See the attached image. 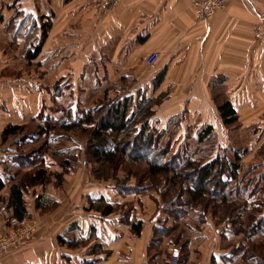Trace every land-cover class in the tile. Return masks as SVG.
Instances as JSON below:
<instances>
[{
  "label": "crops",
  "instance_id": "1",
  "mask_svg": "<svg viewBox=\"0 0 264 264\" xmlns=\"http://www.w3.org/2000/svg\"><path fill=\"white\" fill-rule=\"evenodd\" d=\"M42 1L47 6L37 4L36 0H20L15 7L36 17L40 15L39 9H47V15L54 13L47 40L38 57L31 61L37 68L32 69L31 74L45 73V80L37 76H32V80L17 76L15 72L24 73L23 66L14 64L5 54V47L0 46V176L7 180L15 178L11 170L24 168L25 163L9 159L16 146L4 145L9 141L2 139L5 128L9 124L23 125L27 111L34 113L32 119H36L44 105L60 102L67 92L70 104V93L85 89L84 84L88 82L97 90L108 83L118 86L123 81H133L139 89L145 86L152 89L153 74L166 70L161 89L173 85L174 89L193 90L191 82H198L204 94L202 99L208 103L211 94L207 93L206 97L202 92L220 75L247 74L253 69L264 78V0H229L209 22L196 18L191 0H119L116 7L103 12L97 10L93 0ZM13 16L6 8L4 20L0 18V36L3 34L24 49L25 39L16 38L7 27ZM151 53L160 54L163 63L155 72L146 64ZM61 80L63 95L55 101L48 88ZM247 90V83L241 82L240 75L239 90L232 92V101L246 102ZM193 92L186 94L184 101L203 104ZM33 95L38 112L31 106L29 98ZM75 98L79 99L77 95ZM60 152L68 151L61 149ZM47 160L50 169L55 160L53 157L49 160L48 156ZM9 189L7 186L0 192L5 204L10 198ZM25 195L26 191V202ZM41 195L36 192L30 205L34 207L35 199L43 204L46 197L50 198L59 204L57 212L62 217L65 215L64 223L59 224L51 217L39 218L46 222L36 220L40 226L33 240L1 254L0 264H148V247L159 215L152 217L153 226L148 228L145 218L132 212L129 221L143 222V231L137 237L131 225L123 222L122 210L103 216L91 209V204L101 198L110 204L126 203L127 197L118 193L113 182L88 187L78 194L82 200L68 206L67 197L62 199L58 194L46 192V197L41 199ZM29 209L27 214L33 217L32 208ZM12 213L6 207L0 210V230L7 229L6 218ZM188 233L198 231L192 226L186 232L190 246L192 238ZM75 239L88 243L74 249L69 243ZM161 248L160 264L169 260L167 253L170 257L180 256L181 250L168 240ZM213 256H225V253L214 252L211 258ZM191 259L189 257V261ZM218 264L224 263L218 261Z\"/></svg>",
  "mask_w": 264,
  "mask_h": 264
},
{
  "label": "trees",
  "instance_id": "2",
  "mask_svg": "<svg viewBox=\"0 0 264 264\" xmlns=\"http://www.w3.org/2000/svg\"><path fill=\"white\" fill-rule=\"evenodd\" d=\"M29 18L32 20V26H28ZM53 18V12L36 17L33 13L17 11L8 22L7 27L13 30L15 37L25 39L24 51L27 60L33 61L40 54L51 29ZM165 75L166 70L160 72L154 79L156 89L163 83ZM62 81L57 82L52 88H48L55 101L63 95ZM74 99L66 109V114H63L59 119L55 118L53 107L43 106L40 114L34 119L42 122L37 133L39 139L43 135L46 137L51 133L60 134L59 131L68 133L83 128L90 134L88 155L91 159L89 163L101 165L105 173L114 171L112 175L99 177V179L116 180L115 170L122 164L123 159L130 158L132 162L147 164L146 170L141 172V177L144 178L138 180L136 175L139 182L137 186L126 187L115 184V188L122 197L144 193L154 186L158 178L165 179L166 177H171L169 181L173 187L178 185L181 189L180 192L184 191L187 195V200L182 205L180 204V207L177 206L176 201L170 200V198L163 201V212H159L158 223L154 227L153 237L148 247V264H158V259L163 254L161 247L165 240H168L172 246L189 247L190 240L184 238L186 232L192 226L199 231L202 225L208 222L209 215H211L215 227L222 226V223L226 221L230 223L227 225L229 227L217 228L223 240L231 242L235 236L240 235L241 237L240 241L231 245L234 248L233 251H229L227 256L221 257L224 264L234 258H244L245 261L251 260L255 264H264V173H252L258 164H253L249 169L244 170L242 159L245 151L241 153L238 149L230 146L220 147L216 143H210L204 147L203 144L213 139L215 135L214 126L205 125L195 139V145L198 147L189 143L185 152L178 150L174 154V157H179L166 160L173 146V133L169 130L170 128H165V130L159 131L158 136L152 135L153 129L148 116L149 109L152 108L154 102L149 101L143 90H138L135 94L109 98V100L111 99L110 103L115 105L113 116L110 120L100 119L97 123L94 114L99 110V107L86 111L79 107L81 103L79 99ZM232 100L230 98L222 104L218 103L221 118L226 125H234L238 121L237 110ZM131 103L138 104L137 112L130 113ZM143 116L145 117L143 118ZM170 119H174V117ZM136 123L142 125L137 134L141 140L139 142L130 141L128 144L119 140L126 133L127 128L135 126ZM25 131L26 128L23 125H8L2 138L7 141L10 138L23 135ZM164 135L165 138H162ZM32 136L33 134H29L24 140L28 139L31 144L36 143L37 138L34 139ZM18 149L20 150V147ZM229 152L231 153L229 154ZM47 153L48 147L45 142L30 153L13 156L12 162L25 163L24 166L31 164V167L35 166L33 172L29 174V181L33 186L44 184L50 180V175L47 174L49 170L46 165ZM64 154L68 153L58 150L53 152V156L56 158H63ZM70 158L71 156H68L62 162V167L67 171L70 169ZM26 159L29 160L26 161ZM172 161H174V168L178 169L182 176L178 173L173 177L170 176V173L173 172ZM188 175H191L188 179L189 185L185 182L187 179H183ZM133 176L134 174H131L126 178H134ZM57 178L60 179L61 175H57ZM14 180L15 178L7 180L0 176V192L10 186V198L7 204L0 197V210L6 207V210L13 211L6 218L7 229L5 231L9 230L8 221L11 217L18 219L28 217L24 192L30 183L23 180L20 183L12 184ZM145 182H152V184H144ZM125 206H127L126 203L110 204L101 198L91 204V209L102 213L103 216H110L118 213ZM198 208L200 209L198 210ZM123 215L125 217L123 222L131 225L132 231L137 237H140L143 231V222L129 221L131 213L128 211ZM245 231L248 233L246 234ZM87 243L88 241L84 239H75L69 243V246L75 249L87 245ZM211 264H218L215 256L211 258Z\"/></svg>",
  "mask_w": 264,
  "mask_h": 264
},
{
  "label": "rangeland",
  "instance_id": "3",
  "mask_svg": "<svg viewBox=\"0 0 264 264\" xmlns=\"http://www.w3.org/2000/svg\"><path fill=\"white\" fill-rule=\"evenodd\" d=\"M19 1L20 0H0V18L2 21L4 20L3 13L5 12L6 8H8L11 16L17 13V9L15 6ZM36 3L39 5L47 6V3L42 0H36ZM47 13V9H39L40 15H47ZM28 26H32L31 18L28 19ZM1 32H3V30H1ZM0 46L2 48L5 47L3 49L5 51V54L11 61H13L14 64H20L23 66L24 73L22 71L15 72L17 76H19L20 78L25 77L26 80H32V78L37 76L40 79L43 78V80H45V73L36 72L34 75L31 74L32 69H37L34 63H31V61L25 58V51L23 48H20L19 45L17 46V44L14 42L11 43L8 38L3 36V34L0 36ZM162 66L163 63L161 61L156 66V68H153V71L155 72L160 70ZM158 75L159 73L153 74V87L152 89H148V87L145 86V91L144 89H139L138 84H135V82L133 81H123L120 82L118 86H116L115 83H108L104 85L102 90L94 89L93 86L88 82L86 85L84 84L85 89L82 88V90L80 89L77 92H71L70 97L71 99H73L77 95V98L79 97V101L81 102L79 107H82L86 111L99 107V110L97 112L95 111L96 114H94V119H96L97 123L100 119L110 120L111 116H113L115 105L110 103L111 99L109 100V98H114L116 95V91L117 95L120 97L124 96L126 93L132 94L133 92H137L138 90H143L146 97L149 98V101L154 102L152 108L149 109L150 114L148 116L150 126L153 129L152 135L154 137L158 136L159 131H163L165 130V128H170L169 130L173 133V146L170 153L167 155L166 160H171L172 158L179 157H174V154L178 150H183V152H185L186 146L189 143L195 145V139L201 132V130H203L205 125H213L215 128V135L213 136V139L203 144L204 147L205 145H209L210 143H216L220 147L230 146L234 149H238L241 153L245 151V155L242 159L244 170L249 169V167L253 164H258L257 168L253 170L252 173H264L263 74L251 69L247 74L230 73L227 74L226 77L220 75L218 79L214 81V83L213 81L210 82L208 89L205 88V90H203L202 92L205 93L206 97L207 93L211 94V101H208V103L202 99V97H204V94H201L202 90L199 89L198 82H191V84L193 83L194 86L193 90H187L183 87L174 89L172 88L173 85L169 87L165 86L163 89H161V86L159 85L156 89L155 82L153 81ZM240 75L241 82H246L248 86V90L246 92L247 100L243 103H236L235 101H233L234 107L237 110L238 121L234 125H226L221 118L218 105L224 103L227 100H230L232 92L234 93V91L239 90ZM41 83H43V81H41ZM44 86L46 87L47 84L43 85V87ZM190 92H193L194 95L196 94V96L203 101V104L197 102L190 103L189 101L185 102L184 100L187 98L186 94H189ZM173 93V97L170 96ZM35 98L36 96L33 95L29 99L31 100L32 108L34 107L38 112ZM63 99H61L60 102H53V104L44 105L53 107L52 111L53 114L55 113L54 116L56 119H59L63 116V114H66V109L69 108L70 100L68 98V92L64 94ZM74 100H76V98ZM129 109L130 113L137 112L138 104L131 103ZM33 114L34 113H32L31 111H27V119L21 123L26 128L25 133L23 135H20L19 137L10 138L9 141L4 144L9 147L16 146L15 153H13L12 157L9 158L12 161L13 156H17L18 154L24 155L30 153L32 152V150L39 148L46 142L48 147V153L46 156H48L49 160L51 157H53V159L55 160L52 168H50L47 172V174L50 175V180L44 184H38L34 186L31 185V182L29 181V174L33 172V167L35 168V166L31 167L32 164L26 165L24 168H19L18 170H11L13 175L15 176L16 183H20V181L23 180L27 183H30L28 188L25 187V197L27 200L25 202V205L27 208H32L33 213V217L28 216L26 219L31 225H35L34 230H32V239L30 241L33 240L35 234L38 232V227L40 226L39 222H46L45 220L40 221L39 218L45 219L51 217V219L53 218L54 221L59 224L64 223L65 215L62 217L57 212L59 204L54 203L50 198L46 197V192H50L51 194H58L62 199L67 197V200L69 201L66 203V206H68L74 203L77 204L78 201L82 200V198L78 194L84 192V190L88 189V187L105 184L107 182H113V184H118L120 186L126 187L135 185L137 186L139 184V178H144L141 177V172L146 170L147 164L145 162L135 163L131 161L132 159L128 158L123 159L122 164L118 166L117 170H115V175H117L116 180L99 179V177L112 175L114 171L105 173L101 165L89 163L91 159L88 155V149L90 148L89 133L85 132L83 128H80V130H75L68 133L59 131L60 134L51 133L46 137L45 135H43L39 139L37 133L39 132V128H41L42 122L40 120H33ZM144 117L145 116H143V118ZM172 117H174V119H170ZM143 118H140V120H143ZM176 123L177 126H175ZM141 127V124L136 123L135 126L127 128L126 133L122 137H120L119 140L125 142L126 144H128L130 141L139 142L141 139H139L140 136H137V134ZM0 130H2V128H0ZM29 134H33L32 137L34 139L37 138L36 143L31 144V142H28V139L27 141L24 140ZM162 138H165V135ZM3 141H5V139H3ZM19 147L20 150L18 149ZM195 147L198 146L195 145ZM61 149L68 151L66 152L68 154H64L63 158L54 157L53 152L56 150L60 151ZM230 153L231 152H229V154ZM183 155L185 156L184 153ZM68 156H71V164L70 169L67 171L64 169V167H62V162ZM28 160L29 159H26V161ZM47 163L48 160L46 157V164ZM21 167H23V165H21ZM171 169L173 170V172L170 173V176L173 177L177 173L180 174L178 169L174 168V161L171 162ZM131 174H134V178L127 179L126 177ZM57 175H61V178H57ZM136 175L138 180L136 179ZM180 176L182 175L180 174ZM189 177H191V175H188L186 177L184 176L183 178L187 179L185 181L186 183H188L187 185H189ZM170 178L171 177H166L165 179L158 178L156 180V183H153L154 186L144 191V193L138 194V197H135L134 194H130L129 196H127L125 201L127 206L123 207L121 210L123 212H134L136 216H142L143 218H145L148 228L149 226H153L151 224L153 223L151 219L155 215L158 216L159 212H163V201H166L167 198H170V200L176 201L177 206L180 207V204L182 205L187 200V195H185L184 191L180 192L181 189L178 185L177 187H173V185L169 181ZM144 184H152V182H145ZM33 189L34 192H31V190ZM36 192L42 194L41 199L43 197H46V202L41 204L39 202L40 199H35L34 207H32L33 204H30L32 203ZM199 209L200 208H198V210ZM64 210H66V207L64 208ZM210 216L211 215H209L208 222L202 225L198 233H188L192 238V242L189 247H181V245L177 246L181 250L179 258H171L170 253H167V258L169 260L166 262V264H211L212 253H225L226 256L229 254V251H233L234 248L232 246L233 244L235 245L236 242L241 240L240 235L235 236L231 242L223 240L217 228L223 229L229 227L227 226L229 222L226 221L222 223V226L215 227L214 221H212V218ZM57 219H60V222L57 221ZM36 220L39 222H37ZM50 221L51 220L49 219L47 224H49ZM245 233L247 234L248 232L245 231ZM196 236L199 237L198 240H194L193 237ZM162 256L163 254L159 257L158 264H160ZM189 257H192L190 261ZM221 257L223 256H217L216 259L217 261H220V263H223V259H221ZM227 264H255V262L251 260L245 261L244 258H234L232 261H228Z\"/></svg>",
  "mask_w": 264,
  "mask_h": 264
},
{
  "label": "built area",
  "instance_id": "4",
  "mask_svg": "<svg viewBox=\"0 0 264 264\" xmlns=\"http://www.w3.org/2000/svg\"><path fill=\"white\" fill-rule=\"evenodd\" d=\"M229 0H191L195 16L200 21H211L215 14L225 8ZM119 0H93L98 11H108L117 6ZM161 61L158 53H151L146 58L150 68H156ZM30 225V227H29ZM9 230H0V255L20 246L32 239L31 234L35 225H31L26 218L11 217L8 221ZM176 259L178 257H175Z\"/></svg>",
  "mask_w": 264,
  "mask_h": 264
}]
</instances>
